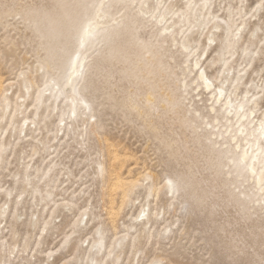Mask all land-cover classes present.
I'll list each match as a JSON object with an SVG mask.
<instances>
[{
	"label": "rangeland",
	"instance_id": "rangeland-1",
	"mask_svg": "<svg viewBox=\"0 0 264 264\" xmlns=\"http://www.w3.org/2000/svg\"><path fill=\"white\" fill-rule=\"evenodd\" d=\"M260 120L264 0H0V264H264Z\"/></svg>",
	"mask_w": 264,
	"mask_h": 264
},
{
	"label": "bare ground",
	"instance_id": "bare-ground-1",
	"mask_svg": "<svg viewBox=\"0 0 264 264\" xmlns=\"http://www.w3.org/2000/svg\"><path fill=\"white\" fill-rule=\"evenodd\" d=\"M124 1H127V0H124ZM145 4H147V1H144L142 6L146 7ZM99 11L103 12L104 8L103 9L99 8L97 10L95 19L86 24L85 30L81 34V38H82L81 43L85 42L87 40V36L90 34H93L94 29L100 25L101 22L99 20L101 18H103V14L99 13ZM165 16H166L165 13L160 14L161 20L159 22H162L165 19ZM219 27L220 26H218V25L214 26L215 30L218 29ZM167 29H164V31H167ZM207 41L213 42L214 37L212 35L210 37H207ZM189 43H190V40L187 39L181 44V47L184 51H187L189 49ZM79 63H81V62H79ZM198 66H199V60L195 59L193 62V67L197 68ZM193 70H195V69H193ZM78 73H79V66L77 67V62L75 60H73L71 67L69 68V72L64 77L65 81L63 82V83H65L64 85L70 86V90L74 89L75 83L77 84L76 81H78V76H79ZM196 75H197V80L200 82L201 85H203V87L205 89H211L214 86V82L210 79V77L204 71H201V68L197 72ZM227 80H228V78L224 77L223 80L215 87V95H216L215 102L216 103L220 102L221 99L223 97H225L224 96L225 90H224L223 85L225 82H227ZM42 96L43 95L40 94L38 97V100H40L42 98ZM4 102H5L4 108L7 109L9 107L10 103L6 99H4ZM222 109H224L225 116L233 115L234 117L237 118L240 116V113H242L241 116L245 117V113L242 112L243 105L242 104H235V102L232 101V99L230 97L223 98ZM3 116H4V114H2V117ZM261 119H263V118H261ZM240 127H241L239 129L240 134L245 135V140H244L245 144L244 145H245V147L248 146L247 150H245V149L241 150L240 159H241L242 163L245 164L246 170L249 173V175H251V176L254 175L256 177L257 183L260 184L264 181V121L263 120L258 121L257 124L255 125L254 129H250L244 125H242ZM251 135L254 136L252 141L247 139V137L251 136ZM119 181H120V179H119ZM132 181H134V180H132ZM125 186L122 189H124ZM113 187L115 188V186H113ZM113 213H115V212H113ZM97 243L98 242H95L93 244V246L96 245Z\"/></svg>",
	"mask_w": 264,
	"mask_h": 264
}]
</instances>
